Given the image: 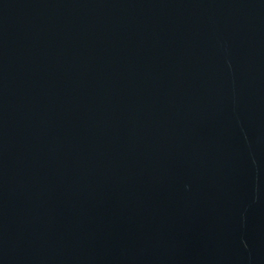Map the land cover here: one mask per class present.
Listing matches in <instances>:
<instances>
[{
    "label": "water",
    "instance_id": "water-1",
    "mask_svg": "<svg viewBox=\"0 0 264 264\" xmlns=\"http://www.w3.org/2000/svg\"><path fill=\"white\" fill-rule=\"evenodd\" d=\"M0 264H264V0H0Z\"/></svg>",
    "mask_w": 264,
    "mask_h": 264
}]
</instances>
